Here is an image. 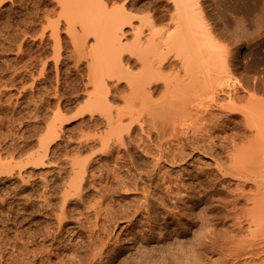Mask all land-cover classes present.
Listing matches in <instances>:
<instances>
[{
    "label": "rangeland",
    "instance_id": "rangeland-1",
    "mask_svg": "<svg viewBox=\"0 0 264 264\" xmlns=\"http://www.w3.org/2000/svg\"><path fill=\"white\" fill-rule=\"evenodd\" d=\"M61 1L0 0V166L5 165L4 167L8 168L12 164L11 167H14V165L17 167L13 168L16 169V171L14 170L15 173H12L14 172L12 168V172L8 168L6 169L8 170L7 173H3L5 168L0 167V172L3 169L2 174L0 173V264H57L62 260L74 259L76 261V258L78 260L77 256L86 260L92 254V248H90L92 247L90 244L92 240L89 239H91L90 234L94 232H98L97 235H101V238L111 233L110 237H107L112 238V240L117 239L116 241L113 240L112 244L115 241V244L118 243V246L116 245L115 247L120 248L111 261L109 258L113 254H110L111 256L106 259L107 261L104 260V263L102 262L101 264H264V204L260 211L255 213V216L261 217V225L258 229H256V223L251 222L253 213L250 212L254 199L251 196H254L257 193L256 189L258 187L261 188V186L257 185L253 180L251 182L249 179L248 181L242 179L241 183V180L238 179L239 177L223 175L219 173L218 167H215L217 164L218 166L221 164L229 166L234 154L236 155L234 157L240 158L246 157L250 152L247 158L255 159L256 156L251 157L255 151L258 158L261 153L260 150L258 151L259 148L256 147L257 150H255V147H252L248 152L247 147L245 151L243 150L256 137L260 139H256L254 143L256 144V141L260 142L261 137L256 132V128H251V123L248 125L241 112L233 114L225 110V113L220 108L219 104H222L224 100L227 101V98L228 102H230L229 95H226V97L224 96L225 94L223 95L220 92L218 96L222 99L221 102L219 100L217 105L218 102L215 101L213 103L210 100L209 93L206 92L207 94L202 93L206 94L205 96L202 95V98L199 96L201 104L193 100L190 105L188 104L189 106L186 105L188 108L186 106H178L179 108L176 107L175 110H170L176 114L185 112L187 116L185 113H180L185 115L180 117V114L177 116L168 110L167 112L169 113L159 112L158 115H155L156 118L154 116H151V118L148 116V112L144 111L142 114L144 115L146 112L148 115L146 113L144 117L142 115L139 121L135 122L136 124L125 118L124 122L126 124L122 123L121 127L115 128L113 133H111L104 115L101 112L99 114V111H91L84 104L86 96L89 95L87 89L92 90V86H89L87 81V67L89 64V62L87 64V59L89 58L84 56L86 53L83 51L80 52V57L82 56V58L78 60L79 55L76 52L77 44H82L83 42L84 33L81 30V24L78 23L79 11L77 12L78 16L73 15V12H66L68 8L64 10L65 7L62 5L64 2L61 4ZM65 1L67 2L68 0ZM71 1L75 3L77 0ZM154 1L135 0L139 4L137 5L138 9L141 11H135L134 15L138 14L139 17L157 15V19L160 20V29L162 23L165 24L167 22L169 24L168 16L173 11L169 10L170 12H168V9L173 10V8L168 0H163L162 3L161 1L158 3H156L157 0ZM197 1L198 13L204 16L209 27L213 29V36L217 38L220 48L222 47L223 50L230 52L231 58L233 57L234 64H231L232 68L230 69V74L233 75L231 77L230 75L228 76L229 82H227L229 84L227 90L231 91L232 89L234 92L237 88L239 95H242H240L241 97L244 95L252 97L253 94L258 96L256 97L257 99H263L264 74L262 73V49L260 47L261 0ZM66 2L64 4L66 6L69 4L71 6L75 5L69 1L67 5ZM121 5L122 3H118L115 6ZM71 6L70 8H72ZM67 13L71 16H68L69 14ZM72 15L75 16L76 20ZM70 17L73 19H70ZM161 17H163L162 20ZM70 23L75 25L74 27L71 25L72 31L69 29ZM164 24H162V29L165 27ZM75 27L76 29L74 30L76 31L73 30ZM126 29L128 31L130 28ZM92 42H94L93 36L87 40V44L91 45ZM244 63L248 64L245 65ZM234 75L236 76L233 78ZM236 81L237 85L233 86ZM123 83L126 84L125 81ZM244 89L245 91L241 93ZM40 91L43 92L41 93ZM124 92V97L129 96L130 92L128 90ZM244 92L248 93V95L244 94ZM159 93L155 97L157 101L160 100L162 92ZM199 94L201 95V92ZM117 97L119 98V96ZM77 98L78 100H76ZM203 99L205 102H212L210 103L212 104L211 110L209 108L211 105L208 102L204 103L202 101L204 105L202 104L201 100ZM246 99L247 101L249 100L247 97ZM238 100V105H236ZM238 100L234 101L235 104H233L240 106L241 108L239 109H242L246 102L244 101L243 103L242 99ZM225 101L223 102L224 104L228 103ZM119 103V107L116 105L114 107L117 109L113 110L114 115L115 113L117 114V111H124L123 108L125 109L123 102ZM58 104L61 107H59V110H62L60 112L57 111ZM181 107H186L191 112ZM177 108L181 111H178ZM203 110L205 112L206 110L209 111L205 114ZM213 112L215 117L211 115ZM227 112L229 113L227 114ZM57 113L59 115L62 113V117L58 118ZM204 114L206 117L209 116L206 120ZM176 116L179 118L177 119ZM227 116L229 117L227 118ZM180 118L182 120H179ZM229 118L231 119L228 120ZM53 119L56 121L54 122ZM242 119L246 121L247 125ZM214 120L220 122L222 127H220L219 131L218 129L215 130L217 133L211 130L214 133V136H211V132L208 133V131L213 126ZM225 121L229 126L226 125ZM130 123L133 127H130ZM224 125H226L227 129ZM249 127L255 133L252 134ZM239 128L241 129L239 130ZM109 131L111 134H109ZM121 131L123 136L119 134ZM162 131H165V133ZM225 131L229 132L230 135L229 133L226 135ZM244 131L245 134H243ZM246 132L248 133L247 135ZM232 133L236 138L242 134L240 138L243 137V139L240 140L238 138V142L233 143L237 139L233 137ZM238 133L239 135H237ZM104 134H106V137L109 135L110 138L111 136L114 137L112 139L114 141L126 140L124 147L127 146V148H123L117 143V146L120 147L118 149L119 147L111 140L112 151L110 149L104 151L105 153L110 151L113 154L107 155L106 153L105 155L103 149L100 148V140L104 138ZM215 134L218 136H215ZM221 134L224 136H221ZM193 136L200 138L201 142L198 138L194 140ZM217 137L218 139H223H219V144ZM227 137L228 139L231 138L230 141L228 140L229 143L224 140ZM141 139L148 143L146 151L144 146L128 144L129 141L135 142V140L140 143ZM96 140L99 142H96ZM86 141H89L91 145L88 143L90 146H87ZM198 141L199 145L203 144L213 147L214 152H209L210 155L207 152H203V154L202 151L199 153V150H197L198 146L195 145ZM42 143H44V148L45 146L49 147L48 157L45 161L50 162L49 166L51 167L48 164L44 168L33 169L30 167L29 169V167H20L22 166V164L19 165L21 162L23 163L24 161L25 164L28 162L32 152L36 154L37 150L38 152L42 150ZM113 143L115 146H113ZM232 144H234V147ZM191 145H195L196 149L195 147L192 148L193 146ZM91 146L94 148L92 149ZM116 147L118 150L114 149ZM158 147H160L161 151L163 150L164 161L162 160L163 162L161 161L159 166H156V163L153 164L155 158L160 157L162 154ZM226 147L229 151L233 150L231 152L228 151L230 155ZM99 148L102 149L104 155L102 152L98 155ZM169 150H171L170 153ZM195 150L196 152H194ZM158 152L159 155L157 154ZM245 152L247 153L246 155H244ZM93 153L96 155L93 156ZM172 153L177 155L175 156ZM26 156L28 157L27 160ZM88 156L92 157V159L94 158L92 167L90 166L93 171L89 168L88 171L92 172L89 174L87 172L85 176L84 186L82 185L84 188H81L79 194L81 198L75 195L69 199L66 204L68 210H65L63 219L65 221L58 225L60 223L58 215L60 214L61 216L60 209L63 205V201L61 202L63 196L61 194H63L64 189L70 185L75 176L72 174L73 170H71L72 165L70 162L72 161L73 164L75 158L80 157L81 160V158ZM97 156L98 158H96ZM228 156L229 159H227ZM121 157L122 159H120ZM165 157L168 158L166 161L170 162L171 160L172 163L168 164L165 161ZM107 158H112V162H108L109 159ZM122 160H124V163H121V166L119 162H117L118 164L116 163V161L121 162ZM131 160L134 161L132 162ZM114 162L117 164L116 167L119 165V169L118 167V170L116 169L119 172V176L117 175L118 180L115 179L116 176H113L116 172L113 171V168H115L113 167ZM6 165L9 166L6 167ZM131 167H133L132 170H130ZM154 167L157 168L155 169ZM17 169H22L21 174L26 172L22 175L26 182L22 181ZM146 169H149L150 172H146ZM109 170H111L112 174H108ZM152 171L155 173H151ZM91 173L94 175L92 174L91 176ZM95 174H97L99 179H97ZM143 174L144 176H142ZM93 176L97 179V182ZM29 177L32 178L30 179ZM113 178L117 181H114ZM100 179L103 182L101 185ZM110 179L111 181L109 182ZM144 180L145 183H143ZM259 180L258 178L257 181ZM243 182L246 183L244 184ZM146 190L150 193L149 209L151 208V211H149L151 216L146 215L145 217L144 215L145 218L142 216H138V218L141 219L142 217V221H146V224L142 222L143 229L146 227L145 232L148 234L154 233L155 235L152 240H147L146 243H135V239L129 232H126L128 233L126 237L124 230L127 223L124 221L127 222L126 217L134 215L137 211L135 209L133 212L134 207L137 208L143 200L145 201ZM171 190H173L174 194ZM170 191L173 196L169 194ZM82 192L83 195H81ZM188 194L192 195L193 198L195 197L196 200ZM244 195L246 197L249 196L245 198ZM203 197L205 200H203ZM98 204H101L103 209ZM86 208H91L92 210H87ZM55 209L56 213H58L57 215L54 212ZM105 209H108L106 212L109 214L107 215L106 213V217L102 215L105 214ZM124 215L127 216L124 217ZM53 217L58 218V221ZM150 217H153L152 219L158 224L149 223ZM120 218L122 220L125 218V220L122 222ZM119 220L120 222H118ZM116 221L117 223H115ZM96 223L99 224L97 227L101 232H99L97 227V230L94 228ZM153 225L156 227L154 228L155 231L148 232ZM175 227H178V229ZM91 228H94L95 231ZM141 228L139 227V229ZM90 229L91 233H89ZM122 229L123 231H121ZM160 229L165 230V232H161ZM179 229L180 232L177 233ZM173 230L177 231L174 233ZM165 233H168V236ZM112 235H116V238ZM81 243L83 244L82 248ZM114 245L110 247L112 249V251L110 249V252H113ZM64 253L68 254L63 256ZM70 253L75 254L71 255ZM87 253L89 254L86 255ZM84 254L86 255L85 258ZM82 255L84 256L81 257ZM45 259L49 262L45 261Z\"/></svg>",
    "mask_w": 264,
    "mask_h": 264
},
{
    "label": "bare ground",
    "instance_id": "bare-ground-1",
    "mask_svg": "<svg viewBox=\"0 0 264 264\" xmlns=\"http://www.w3.org/2000/svg\"><path fill=\"white\" fill-rule=\"evenodd\" d=\"M68 1L72 2L75 5H73L71 3L73 5V6H71ZM68 1L66 2L65 0H63V1H61V4L63 2H64V4H65V2L67 3V5L69 4L68 6H66L64 4H62V5H63V7H65L64 10H66V8H68L66 12H71V13L73 12L72 13L73 15H77V12L79 11V13H78L79 16L77 15L78 19H79L78 23L81 24L80 25L82 28L81 30H83V33H84L83 34L84 37H82V39H83L82 44H77L78 46H76V48H77L76 52L79 55L78 60H80L82 58V56L80 57V52H83V51H85V53H86V55H84V56H86V58H89V59H87L88 60L87 64L89 62L88 67H87V69H88L87 81H88L89 86L90 85L92 86V90L90 91L89 89H87L89 91L88 92L89 95L87 94L88 96H86V100H84V102H85L84 104H85L86 108L91 109V111H99L98 112L99 114L101 112L104 115V118L107 119L106 120L107 125H109V127L111 129L110 130L111 133H113V130L115 128L121 127L122 123H125L124 122L125 118H128L130 120V122L132 121V122H134V124H136L135 122L139 121V118H141V116L143 115L142 112H144V111L148 112L149 115L146 112L145 113L149 117H151V116L155 117V115H158L159 112L165 113L168 110L169 111L175 110V108L178 106H186L188 104L190 105V103H192L193 100H196V102L198 103L200 101V99L202 98V95L205 96L207 94L206 92L209 93L208 95H210V97H211L210 100H212L213 103L215 101L218 102L217 105L219 104V100L221 102V99H222V98H219V96H218V95H220L219 94L220 92L223 93V95L225 94L224 96H226V95L230 96V102H228V98H227V101H225L223 98V100L225 102H228V103L224 104L223 103L224 101L222 100L223 101L222 104H219L220 108L223 109L224 111L228 110L230 113H233V114L235 112L236 113L241 112L243 117H245V120L247 121L248 125L251 123L252 127L251 126L250 127L256 128L257 131L256 130L255 131L257 133H259V135L261 137L260 142L259 141H256V142L260 143V144L254 143V141L256 139H258L256 137L252 140V143L251 144L249 143L248 146L246 145L245 148H243V150L245 151V149L247 147L248 148L247 152H248L250 150V148L255 147V150H257V148H259L258 151L260 150L261 153H260V156L257 158V156H258V155H256L257 152L255 154V151L254 152L251 151V152H253L252 153L253 155L251 157L256 156L255 159L253 158L254 160L250 159V157L247 158V156H249L250 152L248 154L245 152L244 155L247 154V156L245 157L242 155L243 157H240V158L234 157V156H236L234 154L233 158H232V156H230L232 159H231V164H229V166H226L225 164H221V162H220L221 165L218 166V164H217V166H215V167H218L219 173H221L223 175L227 174V175L239 177L238 179L241 180V183H242V179L246 180V181H248V179H249V180H251V182L253 180L257 183V185L261 186V188L258 187L256 189L257 193L254 196H251V197H254V199H253V207H252V209H250L251 210L250 212L253 213L252 221L251 220L250 221L252 223H256V229H258L259 226L261 225V222H260L261 217L255 216V213H258L264 204V98L263 99L262 98L257 99L256 97H258V96H256V95L254 96L253 94H252V97H248L245 95H244L245 97L244 96L241 97L242 95L241 94H240L241 96L239 95V91L237 90V88L236 89L233 88V89H235L234 92L232 91V89H231V91L227 90V87L229 84L228 83L229 82L228 76L230 75V77H231V75H233V74H230L231 73L230 69L232 68L231 64H234L233 60H232L233 57L231 58L230 52L223 50L222 47L220 48L219 44L217 43L218 42L217 38H215V36H213V32H214L213 29L209 27L204 16H202L201 13H198V11H199V8H197L198 1L197 0H168V1H170V5L173 8V10L168 9V12H170V11H173V12L169 13V16H168L169 24L167 22H165V24L162 23L165 26L163 29H162V27H163L162 24H161V28L159 29L160 20L157 19L158 18L157 15H156L157 17L153 16V15H149L147 17H139L138 14L134 15L135 11H141L138 9L137 5H139V4H137L135 2V0H79V1L77 0L75 3L71 0H68ZM160 1L162 3L163 0H157L156 3L160 2ZM118 3H120V4L122 3V5L121 6H115ZM70 6L72 8H70ZM71 9L73 11H69ZM261 9L262 10H261V16H260V47L262 49V73L264 74V0H261ZM154 10L156 11V9H154ZM152 12H153V10H152ZM74 13H76V14H74ZM67 14H69V13H67ZM158 14H159V11H158ZM68 16H71V15L69 14ZM74 17L75 16H73V18ZM71 18L72 17H70V19ZM162 18L163 17H161V20H162ZM74 19L76 20V18H74ZM166 19H167V16H166ZM137 20H138V22L136 23ZM73 22H75V21H73ZM71 23L69 26L70 30L72 29V27L75 26V25H72L73 23L72 24ZM71 25H72V27H71ZM126 28H130L128 30L129 32L127 31ZM74 29H76V27L73 28V30ZM74 31H76V30H74ZM91 36H93L94 42H92L91 45H88L87 40ZM57 43H59V42L57 41ZM246 64H248V63H246ZM245 68H247V67H245ZM235 76L236 75H234L233 78ZM234 80H232V82H234ZM124 81L126 82V84L123 83ZM86 82H85V84H86ZM263 82H264V77H263ZM122 83H123V85H122ZM124 84H125V86H124ZM232 84H235V83H232ZM239 84H241V83H239ZM236 85H237V81H236V84L233 86H236ZM242 88H245V87H242ZM126 90H128L130 92V94H129V96L124 97V93H125L124 91H126ZM243 91H245V89L242 90L241 93ZM159 92H162V94H161L160 100L157 101V100H155V97ZM199 92H201V95L199 94ZM58 93H59V91H58ZM58 93H57V95H58ZM202 93H206V94H202ZM244 94L248 95V93H245V92H244ZM113 95H115V96L117 95V96H119V98L117 96L113 97ZM121 95H123V96H121ZM159 95H160V93H159ZM208 95H207V97H208ZM199 96L201 97L200 99H199ZM224 96H222V97H224ZM246 97L249 98L248 101H247ZM204 99H206V98L204 97ZM204 99L201 100V102L203 101L204 103H207L208 102L207 100H209V99H207L206 100L207 102H205ZM238 99H242L243 103L246 99V101H245L246 104L243 105L242 109H239V108H241L240 106L238 107V106L234 105L235 104L234 101H237ZM76 100H78V98ZM242 100H240V102H242ZM119 102H123L122 104L125 105V109L122 107L124 111L119 110V111H117V114L115 113V115H114L113 110L116 109L114 107L118 106L120 104ZM203 102H202V104L204 105ZM212 102H210V103H212ZM238 102H239V100L236 102V105H238L237 104ZM243 103H241V104H243ZM210 105L211 106L209 108L211 110L212 104H210ZM59 107H60V105L58 104V108H57L58 110L57 111L60 112L61 109L59 110ZM186 107H181V108H186ZM204 107H206V106H204ZM187 108H186V110L190 111V109H187ZM200 108L202 109V107H200ZM206 109H208V108L206 107ZM172 111H170V112L177 115V116L180 113H185V112H178V111H181L180 109H178V111H177L179 114H176ZM182 111H184V110H182ZM207 111H209V110H206V112ZM224 111H223V114H224ZM206 112H205V110H203V113L206 114ZM214 112H215V110H214ZM214 112L211 113V115H213L215 117ZM229 112H227V114ZM62 113H61V115L58 114V116H59L58 118L62 117V115H63ZM145 113H144L143 117L145 116ZM167 113H169V112H167ZM225 113H226V111H225ZM102 114H101V116H103ZM205 114H204V117H206ZM223 114L221 113V115H223ZM185 115H186V113H185ZM185 115L180 114V117H183ZM177 116H176V118H177ZM231 116H234V115H231ZM55 117H57V116H55ZM207 117H209V116H207ZM207 117L205 118V120L207 119ZM228 117L229 116H227V118ZM58 118H54V119L57 120ZM237 118H239V117L237 116ZM208 119H210V118H208ZM216 119H218V118H216ZM230 119L231 118H229L228 120H230ZM56 120H54V122ZM179 120H182V119L180 118ZM223 120H225V119H223ZM242 120H244V119H242ZM214 121L216 122V120H214ZM246 121H245V124H246ZM215 122H213L214 124L212 127H210L211 129L208 131V133H210L211 130H213V132H214L215 130L218 129V131H219L220 127H222L220 125L221 124L220 122H218V121L216 123ZM225 123L227 125L226 121H225ZM211 124H212V122H211ZM243 124H244V122H243ZM222 125H223V123H222ZM226 125H224L225 128H226ZM175 126H176V123H175ZM207 126H209V125L207 124ZM227 126H229V125H227ZM130 127H133V125L131 124ZM108 128H107V130H108ZM235 128H237V127H235ZM246 128H247V126H246ZM251 128H250V132L253 130V129L251 130ZM240 129L241 128H239V130ZM116 130H118V129H116ZM129 130H130V128H129ZM110 131H109V134H111ZM118 131H120V130H118ZM253 131L251 132L252 134L255 133ZM162 132L165 133V131H162ZM172 132H173V130H172ZM213 132L210 133L211 136H214ZM225 132H226V135L229 133V132L227 133V131H225ZM235 132H239V131H235ZM239 133L237 135H239ZM251 133H250V135L252 136ZM119 134L120 135L122 134V136H123L122 131ZM243 134H245V131L243 132ZM247 134L248 133L246 132V135ZM104 135H105L104 138H102L100 140V143H101L100 148H102L103 151L109 150V149L111 150L112 149L111 148L112 147L111 140L114 139V137L111 136V138H110L109 137L110 135L107 137H106V134H104ZM216 135L217 134H215V136ZM222 135L223 134H221V136ZM229 135H230V133H229ZM232 135H233V133H232ZM122 136H120V138H122ZM241 136H242V134H241ZM241 136H239V137L237 136V137L240 138ZM195 137L193 139L197 140L198 137H196V138ZM233 137H234V135H233ZM109 138H110V140H109ZM234 138H236V137H234ZM238 138H236L237 141H233V143L234 142L237 143ZM124 139H125V137H124ZM193 139H192V141H194ZM217 139H218V137H217ZM219 139L217 140L218 144L220 143V140L222 138L220 140ZM230 139H228V137L224 138V140H226V141H228V140L230 141ZM241 139H243V137L240 138V140ZM198 140H200V138H198ZM89 141H86L87 144L85 143L87 146L91 145L89 143ZM93 141H95V140H93ZM112 141L115 143L116 146L118 143L121 146H123V148H127V146L124 147V145H126V142H125L126 140L124 141L121 139L118 141H114V140H112ZM229 141H228V143H229ZM96 142H99V141L96 140ZM96 142H94V143H96ZM136 142H137L136 140H135V142L129 141L128 144L129 145L135 144V146H140V147L144 146L145 151L147 150V146H146V145H148L147 141L145 143V141H143V139H141L140 143H138L139 141L137 142V145H136ZM200 142H201V140H200ZM205 142H206V140H205ZM225 142H223V143H225ZM88 143L90 145H88ZM114 143H113V146H115ZM202 143H204V142H202ZM81 144H84V143H81ZM206 144H207V142H206ZM218 144H215V145H218ZM195 145L198 146L197 150H199V153H200V151H202V153L207 152L209 154V152L211 153L213 151V147H211L210 145H209L210 147L208 145L206 146L203 144L199 145V141ZM195 145L194 146L191 145V146H193L192 148H194ZM233 145L234 144H232V146ZM43 146H44V143H42V146H41L42 150L41 151L39 150V152L37 150L36 154H34L35 152H32L31 153L32 156H29V158L26 156V160L28 158V162L26 164L24 163V161H23L24 164L21 162L19 165L22 164V166H20V167H22V168L23 167H26V168L29 167V169H30V167H32L34 169V168H39V167L44 168V166L46 164H48V166H49L50 162L48 163L47 161H45V159L47 160V157H48L49 147L45 146V148H44ZM117 147H119V146H117ZM117 147L114 149H117ZM221 147H222V143H221ZM93 148L94 147H92V149ZM100 148H99L98 155L101 154L100 152L103 153L102 149H100ZM123 148H121V149H123ZM235 148H236V146H235ZM118 149H120V147ZM159 149H160V147H158V150ZM195 149H196V147H195ZM226 149H227V147H226ZM229 149H231V148H229ZM142 150H143V148H142ZM231 150L229 151L227 149V152L228 151L231 152ZM251 150H254V149H251ZM160 151H161V149H160ZM162 151H161V153H162ZM170 151L171 150H169V153H170ZM109 152L110 151L106 152L107 155L113 154V153H111V152L109 153ZM113 152H116V151H113ZM194 152H196V150ZM104 153H105V151H104ZM104 153H103V155H104ZM106 153H105V155H106ZM157 154L159 155V152ZM157 154H156V156L158 157ZM163 154L164 153H162L161 156L158 158H155L156 157L155 156L154 157L155 161L153 160L154 161L153 164L156 163V166H159L161 161L164 159ZM172 154H174V153H172ZM214 154H213V156H214ZM92 155L94 156L96 154L93 153ZM229 155H230V153H229ZM231 155H232V153H231ZM117 156H119V155H117ZM124 156H125V154H124ZM165 156H167V155H165ZM168 156H170V155H168ZM122 157L120 159H122ZM96 158H98V156ZM123 158L125 159V157H123ZM244 158H247V159H244ZM82 159H85V160H82ZM93 159H92V157L88 156L86 158H81V160H80V157L79 158L77 157L73 160L74 161L73 164H72V161L70 162V164L72 165L71 170H73L72 174H74L75 176L73 177V180L70 182V185L66 189H64L65 193L63 192V194H61L63 196V199L61 198L62 199L61 202L63 201L62 202L63 205H62V208L60 209L61 216H60V214L58 215L59 216V222H60L58 225L62 224L65 221V220L63 221V219L65 217L64 216L65 210L67 209L66 204L69 201V199L75 195L76 196L78 195V197H79V194L81 192V188H84L83 182L85 181V176H86L87 172L89 174L90 172L93 171L90 168V166L93 164L92 163L94 161ZM107 159L110 160V161L108 160V162H112L111 161L112 158L111 159L107 158ZM118 159H119V157H118ZM167 159L168 158L165 157V161ZM227 159H229V156ZM169 160H170V158H169ZM123 161L124 160H122L121 162L116 161V163L119 162L120 163L119 165L121 166L122 165L121 163H124ZM131 161L133 162L134 160H131ZM227 161H229V160H227ZM45 162H47V163H45ZM166 162H168V164L172 163L171 160H170V162L169 161H166ZM116 163L114 164V166L112 165L113 163L111 164V166L115 167V168H113L114 172L116 171L117 167L119 166L118 165L116 167V165L118 164V163L117 164ZM134 163H132V164H134ZM185 163H186V160H185ZM175 164H172V165H175ZM11 165L12 164H10V166L6 165V167L9 166L8 167L9 169L5 168L4 167L5 165L4 166L1 165L2 168H5L4 169L5 171H3V169L1 168L3 173H7L8 170L9 171L11 170V168L13 171L14 170L16 171V169H13V168H17V167H15L16 165H14V167H11ZM48 166H46V167H48ZM49 167H51V166H49ZM52 167H53V165H52ZM93 167H94V165H93ZM134 167L137 168L136 166H134ZM89 168L92 171L89 172L88 171ZM151 168H153V167H151ZM6 169H8V170H6ZM118 169H119V167H118ZM132 169H133V167H131L130 170H132ZM12 170H11V172H12ZM21 170L19 169L18 171L21 175L20 177L22 178V175L26 172L21 174ZM15 171L12 173H15ZM109 171L110 172L108 174H110V173L112 174L111 170H109ZM145 171L148 172L149 169L148 170L146 169ZM154 171H152L151 173H153ZM155 172H158V171L156 170ZM118 173L119 172L116 171L115 175L113 174V176H116L115 179H117V177L119 176ZM136 173H138V172H136ZM92 174L93 173H91V176H92ZM161 174H162V170H161ZM195 174H197V173L195 172ZM212 175L214 176V174H212ZM95 176H97V174H95ZM109 176H111V175H109ZM142 176H144V174ZM218 176H220V175H218ZM89 177H90V175H89ZM145 177H146V175H145ZM29 178L31 179L32 177H29ZM93 178H95V177L93 176ZM258 178L260 179L259 181H257ZM97 179H99L98 176H97ZM97 179L95 178L94 180L96 181ZM143 179H145V178H143ZM23 180H24V178H22V181ZM90 180L92 181V179H90ZM113 180H114V178H113ZM117 180H114V181H117ZM24 181L26 182V180H24ZM101 181L102 180L100 179V181H99L100 185H101V183H103ZM110 181H111V179L109 180V182ZM141 183H142V181H141ZM143 183H145V180ZM247 183H249V182H247ZM153 184H155V183H153ZM153 184H150V185H153ZM167 185H169V184H167ZM148 190H149V186H148ZM148 190H146L147 195L145 197V201L143 200L140 203L141 205H139L137 208L134 207L133 212L135 209H137V211L134 213V215H132V216L130 215V217H126L127 215H124V217H126L127 222L124 221L125 218L122 220L123 216H122V218H120V220H122V222L124 221L125 223H127V226H125V230H124L126 237L128 234L126 232H129L130 235L135 239L134 240L135 243H139V242L146 243L147 240H150V239L152 240V237L155 235L154 233H151V234L146 233L145 232L146 227H145V229H143V225H142V222H144V223L146 222V221H142L143 220L142 217H144V215H145V217H146V215L151 216L150 215L151 214L150 213L151 208L149 209V207H150L149 202L151 200H150V193L147 192ZM171 191L173 193V190H171ZM171 191L169 193L170 195L172 194ZM173 194H172V196H173ZM81 195H83V192ZM249 195H251V194H249ZM155 196H156V194H155ZM193 196H195V195H193ZM45 197H46V195H45ZM82 197H84V196H82ZM190 197H192V195ZM247 197L245 196V198H247ZM74 198H77V197H74ZM79 198H81V197H79ZM193 199H195V197ZM44 200L47 202L46 199H44ZM178 200H180V199H178ZM203 200H205L204 197H203ZM98 205L101 206V204H98ZM162 205H164V204H162ZM51 206H52V204H51ZM99 206H96V207H99ZM88 209L92 210L91 208H88ZM98 209L100 210V208H98ZM101 209H103L102 206H101ZM106 210L108 211V209H105L104 210L105 214H102V215H104V217H106V213H107ZM51 211H54V210H51ZM54 212L56 215L58 214V213H56V209ZM54 212H52V213L54 214ZM133 212H132V214H133ZM85 214H83V215H85ZM107 215H109V214L107 213ZM138 216H142L141 219H139ZM55 217H53V218L56 219ZM98 217L100 219L99 215H98ZM152 218L150 217L149 223H155L156 224L157 222H155ZM146 219H144V220H146ZM120 220L118 222H120ZM115 223H117V221ZM115 223H114V225H115ZM97 225H99V224L96 223V225L94 227L96 230L98 228ZM148 226H150V225H148ZM139 227H142V228L139 229ZM61 228H62V225H61ZM94 228H91V229L94 230ZM116 228L118 229L117 226H116ZM154 228H156L155 225H153V227H151V229L149 227L150 230L148 232L153 231ZM91 229H90L89 233H91ZM176 229H178V227ZM93 230H92V232L95 231V230L94 231ZM98 230H99V228H98ZM113 230L115 231V229H113ZM121 231H123V229ZM162 231L163 230H161V232ZM175 231H177V230H175ZM175 231L173 230L174 233H175ZM99 232H101V230H99ZM124 232H122V233H124ZM163 232H165V230ZM179 232H180V229H179V231H177V233H179ZM97 234H98V232L97 233H95V232L91 233L90 234L91 239H89L90 237L88 238L89 240H92L91 241L92 243L90 242V244L92 246V247H90V248H92V251H91L92 254L89 255L86 260L80 259L79 256H77L78 260L76 258V261L74 259L65 260V261L62 260L59 262L57 261L58 262L57 264H101L104 260H106L109 256H111L110 254H113V256H111V258H109L111 261V259H113V257H114V254L120 250V248L115 247L118 244L117 242H116L117 244H115V241L117 239L116 240L113 239V240H115L114 241L115 245H114V244H112L113 243L112 238L107 237V236L110 237L111 233H110V235L108 234V235H106V237H103V238H101L102 237L101 235H97ZM167 234H166V236H168ZM169 234H171V233H169ZM163 235H164V233H163ZM112 236H114V235H112ZM131 236H130V238H132ZM130 238H128V239L130 240ZM118 242H119V240H118ZM87 243H89V242L87 241ZM120 243H123V242H120ZM80 245H79V247H80ZM112 245H114L113 248L114 247L115 248L113 249V252H110V249H111L110 247H112ZM84 246H86V245H84ZM88 246H90V245H88ZM120 246H121V244H120ZM82 247H83V244H82L81 248ZM86 249H84V250H86ZM72 250H73V248H72ZM74 251H75V248H74ZM111 251H112V249H111ZM68 253H64L63 256H65V254H68ZM89 253H87L86 255H88ZM72 254L74 255L75 253H72ZM81 254H83V253H81ZM84 255H82L81 257H83ZM86 255L84 256V258L86 257ZM67 256H70V255H67ZM61 258H63V257L61 256ZM45 261H47V260L45 259ZM47 262H49V261H47Z\"/></svg>",
    "mask_w": 264,
    "mask_h": 264
}]
</instances>
